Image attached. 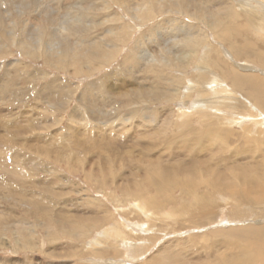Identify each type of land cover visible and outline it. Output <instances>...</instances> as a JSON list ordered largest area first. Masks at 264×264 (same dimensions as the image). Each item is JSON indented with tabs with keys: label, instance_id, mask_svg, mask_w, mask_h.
Segmentation results:
<instances>
[{
	"label": "rangeland",
	"instance_id": "374dc122",
	"mask_svg": "<svg viewBox=\"0 0 264 264\" xmlns=\"http://www.w3.org/2000/svg\"><path fill=\"white\" fill-rule=\"evenodd\" d=\"M242 2L245 1L0 0V136L19 138L16 140L17 145L5 146L6 155L7 159L14 158L17 154H21L22 158L20 163L4 168L5 172L0 171V185L6 184L8 191L12 190L13 193L24 189L36 196L44 194L43 200L39 199L43 201L42 205L34 204L31 207L24 203L22 196H19L22 197L19 199L18 196H9L7 190L4 193L0 192V219L3 218L0 225V264H151L150 259L160 256L159 252L163 247L178 241L181 243L176 248H184L178 252H184L189 256L208 257L213 264H217L215 257L222 251L218 244H214L216 238L211 233L213 230L229 231L230 227L237 229L252 224L255 228L264 229V202L252 201L244 205V202H239L230 195L213 194L211 190L202 188L197 193L202 194L206 191L210 200L217 205V212L211 220L201 222V218L199 220L196 216L188 215L195 206L191 204L199 203L200 199L187 196L182 193V189L176 188V191H168L157 196L160 201L170 197L165 204L166 212L171 213L169 219L167 221L157 219L149 223V219L163 218L164 215L160 214L158 217L150 213L143 215L136 207L139 204L138 200L134 198L138 193L146 195L154 191L148 190L144 181L148 174L146 172L154 169L156 163L160 170L169 176L162 178L165 184H170L168 180L170 178L182 180L185 174L183 168L180 170L179 167L172 168V164H178L176 159L179 156L176 159L167 158L175 151L182 154L189 152L191 155L198 152L201 146H205L209 149L205 163L222 169L228 175L224 177L225 179L233 180L232 182L241 186L244 183L241 181L242 175H246L248 179L256 172L260 175L264 173V155H261L264 152V126L258 128L252 120L245 121L248 116L244 111L248 104L253 102L252 96L249 95L251 89L246 85L238 86L234 80L238 75L243 77L257 74L260 68L264 71V37L257 35L260 33L256 27H248V21L241 14ZM211 10L218 11L223 17L222 27L218 30L202 23L197 16L200 13L211 14ZM235 13L238 15L233 16ZM189 33H194L192 39L197 44L189 48L192 49L190 53L194 56L191 58L188 56L185 63L180 60L182 49L179 44L189 36ZM100 49L108 51L110 55L106 58L100 56L101 53H98ZM83 52L92 56L89 58L79 54ZM59 58L63 60L60 61ZM137 58L140 59L138 69L134 67ZM214 61L217 63L214 68L220 70V74L227 75L229 85L240 99L241 118L237 115L238 103L235 111L232 110L233 117H228L225 112H220L221 116L214 115L211 118L201 117L196 113H189L188 117L181 116L180 107H189L190 112L196 106L194 103L196 96L193 97L195 94L189 96L187 93L189 86L198 81L199 67L214 65ZM247 62L248 66L245 65ZM183 66L186 67L181 68ZM52 81L64 87L65 98L61 97L54 101L48 98V91L46 92L43 87ZM1 87L6 88V92H2ZM178 87L179 94L170 96ZM109 88L118 102L112 103L107 109L109 112L115 110L116 114L108 113L105 117V114L95 115H98L96 118L100 116V119L110 122L106 123L105 126L109 127L102 132L112 133L121 140L125 139L123 141L124 144L127 143L126 146L116 148L117 146L100 145L104 148H99L98 143H95L88 153L82 147L70 151L65 149L66 144L70 142L67 141L68 137L64 138L63 135L68 128L76 124L73 119L71 120V114L75 108L81 107L79 93L83 89H90L91 95L95 92L100 96L104 95V89ZM66 89L74 91L70 101L68 100L70 92ZM144 90L154 92L155 102L149 106L158 120L163 114L165 116L172 114L173 121L168 134L170 141L163 143L156 141L158 133L155 136L152 134L156 121L154 124L147 122V126L142 124L138 126V123H142L143 107L136 113L127 109L128 107H122V104L128 103L130 99L128 96H133L135 91L139 93ZM41 91L45 96L42 95V99L38 97L39 92L42 94ZM87 100L88 98H84L82 103L85 104ZM117 107L123 109L116 111ZM78 114L81 115V112ZM122 117H127L126 121L129 123ZM223 117L240 123L233 125L224 123L222 120L226 119ZM96 118L94 120L88 115L86 120L92 128L93 137H96L95 134L97 130L99 131L96 128L101 127L98 126L100 119ZM10 120L16 124L13 122L12 125ZM54 120H57L56 125H51ZM209 122L216 124L212 125ZM5 123L7 127L4 126ZM17 123L22 128L17 126ZM184 124L188 130L186 136L189 137L194 133L206 132L209 128H216V131L220 132L223 130L222 126L228 125L231 126V133L219 144L208 138L205 142L204 140L198 142L199 144L192 142L188 148L183 142ZM15 125L20 130H26V133L17 135V128L13 129ZM8 126H12L10 128L14 132H11ZM162 126L157 125L156 130L163 131ZM86 129L88 130L89 126ZM141 132L145 135H139ZM177 134L180 135L176 136ZM223 135L225 136V133ZM148 142L149 145L146 144ZM153 143L159 147L154 148ZM39 145H45L42 148L45 151H37ZM46 150L52 151L51 153L64 151V155L69 159L59 158L58 154H55L58 159H55V156L43 155ZM158 153L162 154L161 159L174 161L169 167H166L167 162L165 166H161L160 162L153 159L159 157ZM25 157L31 164L30 169L22 167ZM190 158L191 156H186L187 161ZM199 161L197 158L198 167ZM234 161L237 162L236 166ZM243 165L248 166L246 171ZM52 167L58 169L56 174L50 173ZM14 170H21L17 171L20 178L16 177ZM21 172L27 174L25 179ZM204 177L205 175L198 176L197 179ZM236 177L240 180L237 181ZM54 179L58 183L52 187L50 181ZM138 183L142 185L141 189L137 192L131 191L130 196L122 190L121 185L132 187ZM44 186L49 194L44 192L45 190L42 191ZM53 188L58 191L56 194L50 190ZM22 190L20 192H24ZM37 206L40 207L34 208ZM64 211L70 219L75 216L74 221L84 227V235L83 232L80 233L82 237L79 236V240L58 233L57 219H61ZM175 211L178 213L177 218L173 215ZM96 218L98 221L94 224ZM117 222H122L126 226L128 237L139 243L138 252L132 255L130 248L117 244L118 246H115L119 248L117 254H111L110 250L103 247L102 257L95 255L93 249L96 246L92 241L98 238L100 232L113 228ZM43 223L52 226L54 230L44 229ZM92 224L93 229L89 227ZM149 225H155L153 226L155 229L151 227L146 231L144 228ZM243 239L247 240H244L245 245L251 244L247 237ZM261 243L260 241L259 244ZM63 246L65 249H62ZM222 249L227 250L225 246ZM209 252L215 253L214 256L210 257ZM194 258L198 262L190 264L202 262L201 259Z\"/></svg>",
	"mask_w": 264,
	"mask_h": 264
},
{
	"label": "bare ground",
	"instance_id": "6f19581e",
	"mask_svg": "<svg viewBox=\"0 0 264 264\" xmlns=\"http://www.w3.org/2000/svg\"><path fill=\"white\" fill-rule=\"evenodd\" d=\"M244 1L245 2H242L240 4L241 8L243 9V12L241 13L242 15H244L243 18H245L248 21V27L249 28H255L256 27L257 32L260 33L257 35L264 37V0H244ZM254 1H256V4H254ZM211 11H212L211 14L200 13L197 16L202 23H206V24L210 25L211 27H213L214 29L218 30V28L222 27L221 25L223 24V17L221 15V13H219L218 11H215V10H211ZM234 15H238V14L235 13V14H233V16ZM218 17H220V18H218ZM235 18L238 19V16H236ZM239 18H241V17H239ZM193 34L194 33H189V36H186L183 39V41H181V43L179 42L180 48L182 49V52L180 54V60L185 62V63H186V59H188V56L190 58L194 56L193 53H190V51L192 49H189L191 46H195L197 44V42L192 39ZM100 50L98 52V53H101L100 56H105L104 58H106L107 56L110 55V53L108 51H105L102 49H100ZM66 51H67V49H66ZM66 51H64V53H66ZM92 51H94V50H92ZM92 51H91V53H92ZM79 54L86 56V57H89V58H90V56H92V54L89 55V54H87V52H83V53H79ZM47 60H49V59H47ZM59 60L62 61L63 59L59 58ZM139 60L140 59L137 58V60H136L137 64L134 66V67H137V69H138L139 63H140ZM213 64L214 65L207 66L206 68L199 67V71L197 74L198 81L195 82L194 85L189 86V91L187 93L189 96L191 94H195V95H193V97L196 96V98L194 99L195 100L194 103L196 106L190 112H189V107H180L179 110L181 112L180 113L181 116L188 117L189 113L190 114L196 113L201 117L205 116L207 118V116H208L209 118H211L214 115L216 117L221 116L220 112H225V113H227L228 117H233L236 103H238L236 110H237V115H239V118H241V114H240L241 102H240V99H239L237 93H235V90L229 85V83H228L229 79L227 78V75L220 74L221 71L220 70L218 71V69L214 68V66H216V64H217L216 61H214ZM245 65L248 66L249 63L247 62ZM58 66H59V64H58ZM246 66H245V68H246ZM185 67L186 66H183L181 68H185ZM258 70L259 71L257 72V74L244 75L243 77H239V75H238V76L234 77V80L236 81V84L238 86L246 85V87H249L251 89L249 91V95L252 96L254 103L253 102L249 103L247 108L245 109V111H244L245 115L248 116L245 119V121L250 119L253 121L254 125H256L259 128L261 126H264V71L261 68ZM243 72H246V71H243ZM43 74H45V73H43ZM39 78H41V77H39ZM173 81H175V79H173ZM89 87L91 88V86H89ZM43 88H45L46 92L48 91L47 96L52 101H54L56 99L58 100L61 97H64L63 96L64 95L63 92L65 91L64 87L61 84L59 85V83L57 85L55 81L47 83ZM5 89L6 88H2V92H6ZM67 91H69V90H67ZM43 92H44V90H43ZM43 92H42V94L39 92V95H38V97H40L41 99H42V95L44 94ZM69 92H70V94H69L70 97H69V99L68 98L67 99L70 101V99L72 98V96L74 94V91L70 89ZM135 92H134L135 93L134 95L132 94L133 96H128V97H130L128 103L126 102V104H128V105L122 104V107H124V106L126 108L128 107L127 109H130V111H133L134 113H136L139 110V108L141 110L143 107L144 109L142 110V115H141L142 123H138V126H139V124L147 126L146 125L147 122L150 124H154L153 122L156 121L155 127H154V132H152V134H154V136H155V134L158 133V135L156 134L157 135L156 141L158 140L157 142L160 141L161 143H163V142L167 141L168 140V134L170 131L169 127L173 121L172 120V118H173L172 114H170V115L168 114L166 116H165V114H163V117H161L158 120L155 112L152 111L151 107L149 106V104L155 102L154 92H149L148 90H144L142 92L138 91L139 93H137V91H135ZM179 92H180V87L176 88L175 91H172L170 96L178 95ZM103 93H104V95L98 96V95H96L95 92H93V95H91L90 89H83L79 93V95H80L79 100L81 101V103H80L81 107L75 108L74 112H72V114H71V117H72L71 120L73 119V121L76 124H73L70 128H68L67 129L68 131L63 135L64 138L68 137L67 141L70 142V144H68V145L66 144L65 149L70 151L71 149H74V148L79 149L82 147L84 150H86V153H88L91 150V146L92 145L95 146L97 143H98L99 148L102 147L103 145L104 146L107 145L108 147H111V146L116 147L117 146L116 148H123L126 146L127 143L124 144L125 141H123L125 139L121 140L118 138L119 136L118 137L113 136L112 133H111L112 134L111 135V134H104L102 132V130H105L107 127H109L108 125H107V127L105 126L106 123L109 124L110 122L108 120H103L102 118L100 119L99 118L100 116L98 118L100 119L101 122L98 123L99 122L98 121L96 123H98V126H101V127L96 128V129H99V131L97 130L98 133L96 132V134H95L96 137H93L91 134L92 128H90V125L86 122L88 115H91V117L95 120V118L98 116V115L96 116L95 114H99V113L101 115L105 114L104 117L106 115H108V113L109 114H116V112H114L115 110H113V112L112 111L109 112L108 111L109 109H107L108 106H112V103L118 102L115 99V96L111 94L112 93L111 88L104 89ZM109 97H110V99H109ZM84 98L85 99L88 98V100L85 101V104L82 103L84 101ZM66 102H68V101L66 100ZM186 102H188V101L186 100ZM185 105H187V104L185 103ZM84 106L87 108L85 109ZM114 107H116V106H114ZM122 107H117L116 111L117 110L119 111ZM221 108H224V109H221ZM56 109L59 110L58 108H56ZM208 109L211 110V112H209ZM232 110H234V111H232ZM54 112H56V110H54ZM78 112L79 113L81 112V115H79ZM213 112H215V113H213ZM117 116H119V115H117ZM124 116H125V114H124ZM127 117H125V118L122 117V118L124 119L125 122L129 123L128 121H126V120H128ZM98 118H96V119H98ZM131 118H132V116H131ZM220 118L221 117H219V119ZM223 118L226 120H222V122L228 123L230 125H233V123H240V121L232 120L231 118H225V117H223ZM116 119H118V118H116ZM238 120H240V119H238ZM56 121L54 120L52 122V124L51 123L50 124L56 125ZM111 121H113V120H111ZM119 121H121V117H120ZM13 122L10 120V123L12 125H13ZM115 122H116V120H115ZM125 122H122V123H125ZM14 123L16 124V122H14ZM92 123H93V121H92ZM209 123L212 125L216 124V122H209ZM5 124L6 125H4V126L7 127V123H5ZM157 125H163L162 126L163 131L159 132L158 130H156ZM230 125L222 126L223 130H220V132L216 131V128H209V130H207L206 132L194 133L192 136L189 137V136H186L188 134L187 125L184 124L183 127H185V129H183V132H182V135L184 136V139H183L184 145H186L189 148L190 147L189 145L192 144V142H193V144L194 143L199 144L198 142L201 143L203 140L205 142L206 139L208 140V138H210L212 142H217L219 144L223 140H225L226 135L231 133V130H230L231 126ZM17 126H19L18 123H17ZM17 126L15 125V128H13V129H16ZM87 126H89L88 130L86 129ZM2 127H3V124H2ZM10 127H12V126H10ZM10 127L8 126V128H10ZM18 128H17L18 132H16L17 135H18V133H21V134L26 133V130L24 131V130H20ZM20 128H22V127H20ZM111 129H113V128H111ZM11 132H14V131L11 129ZM11 132H9V133H11ZM116 133H114V135H116ZM224 133H225V136L223 135ZM120 134H122V133H120ZM120 134H118V135H120ZM142 134H143L142 132L139 133V135H142ZM13 135H14V133H13ZM104 135H106V136H104ZM144 135H142V136H144ZM178 135H180V134H177L176 136H178ZM128 137H130V136H128ZM8 138L9 137H4V135L0 136V140H1L0 141V171L3 170V171H1L2 173L5 172L4 170L6 169V167H9V165L15 164V163L19 162L20 160H22V158L20 157L21 154H17V156L16 157L14 156V158H12V157L8 158L9 160L7 159L8 155H6L7 152H6L5 146H7L8 144H9L8 146H10V147H11V145H15V144L17 145L16 140L18 141V139H19V138H17V139H15V138H13V139L9 138L8 139ZM151 141L153 142V140H151ZM168 141H170V140H168ZM126 142H128V141H126ZM137 142L138 143L140 142V144L142 143V141H137ZM19 143H20V141H19ZM21 144H22V142H21ZM146 144L149 145L150 143L148 142ZM100 145H102V146H100ZM44 146L39 145L38 146L39 149H37V151H39V152L45 151V149H42V148H44ZM153 146H154V148L159 147L155 143H153ZM114 147H113V149H114ZM102 148H104V147H102ZM208 150L209 149L206 148L205 146H201V148L199 149L198 152H194L193 154L191 153V155L189 154V152L182 154L180 152L175 151V152H172V154L167 156V158L172 157L173 159H176V157L179 156L176 159L177 160L176 162L178 164H172V162L174 160L171 161L168 159L169 160V162H168V160L161 159L160 158V156H162V154L160 155L161 152L158 153V155H159V157L157 156L158 158H153V159L157 160V162H160L161 166H165V162H167L168 165L166 167H169L170 164H172L173 165L172 168L179 167L178 168L179 170L183 168L182 170L185 174H183L182 180L176 179V178L174 180V178H170V179H168V180H170V182H169L170 184H168V183L165 184L163 182L162 178L163 177H169V176L160 170L159 165H157V163H156L154 169H152L151 171L148 170V172H146L148 174H146V176H145L146 179L144 181V184L147 185L148 190L154 189V191L148 192V194H146V195H142L143 193H138L137 195H135L134 198H136L138 200V203H139L136 207L139 209V211L143 215L144 214L148 215L149 213L153 214L157 217L160 216V214L164 215L163 218H156V219L151 218V219H149L150 220L149 223H151L157 219H160V221H167V219H169V217L171 216V213L168 214L166 212L165 204L167 201H169L170 197L160 201L157 199V196L160 195L161 193H163L162 195H164L168 191L172 192L176 188L182 189V193L186 194L187 196H193L195 199H200L199 203L196 204V202H193L191 204V205L195 204V206L193 208L191 207L192 208L191 213L188 214V212H187V214L191 215V216H196V217H198V219L201 218L202 220L199 219L201 222L211 220L212 217L217 212L216 211L217 205H215V203L210 200V198H209L210 196L206 191L202 194L197 193L202 188H204L205 190H211L213 192V194L218 193L220 195L221 194L230 195V196L234 197L235 199H238L239 202H241V201L244 202V205L246 203L252 202V201H255V203L264 202V173L260 175L258 172H256V174L254 176H252V177L250 176L248 179L246 178V175H242L241 181L242 182L244 181V183H242L243 186H241L240 184L237 185L235 182H232L233 180L224 178V177H227L228 175L225 172H223L222 169H219L216 166L207 165L205 163V160L208 157L207 156ZM49 151L50 150H48V151L46 150V152L43 153V155L44 154L48 155V156L50 155L51 157L55 156V159H58V157L59 158L65 157L66 159H69V157H67V155H64V151H60V152L59 151L58 152L53 151V153H51L52 151L51 152H49ZM250 153H252V152H250ZM55 154H58L59 156L57 157ZM68 154H70V153H68ZM113 154H114V152H113ZM201 154H202V157H200ZM75 155L77 156L78 153ZM180 155H182V156H180ZM188 155L191 156L189 161L186 160V156H188ZM234 155L236 156L237 152L234 153ZM261 155L263 156L264 152L261 153ZM97 157H98V155H97ZM197 158H199V160H200L199 161L200 167L196 166ZM150 159H152V158H150ZM34 160H35V158H34ZM176 162H174V163H176ZM236 165H237V162H235V166ZM239 165H241V164H239ZM243 166H241V167H243L244 171H246L248 169L247 168L248 166L247 165L246 166L243 165ZM22 167H24V168L28 167L29 169L31 168V164H30L29 160L27 159V157L23 158ZM195 167H196V169H194ZM52 168H51L52 171L49 170L50 173L56 174V170H58V169L56 167H52ZM21 170H14L13 172L18 175L19 172H17V171H21ZM103 171H105V170L103 169ZM100 172H102V171H100ZM169 172L171 173V169L169 170ZM22 173L23 172H21V175L23 176V178L26 177L27 174H22ZM249 173H250V171H249ZM17 175H16V177L20 178V176L19 175L17 176ZM204 175H205L204 179H202V178L197 179L198 176L203 177ZM27 177H30V176H27ZM223 178L225 180H223ZM238 178L239 177H236L235 179L237 180ZM21 179H22V177H21ZM39 179L41 180V178H38V180ZM238 180H240V179H238ZM24 181H26V180H24ZM24 181H23V183H24ZM138 181H140V180H138ZM241 181H239V183ZM50 182H51L52 187H55L53 185L58 183V181H56L55 179H54V181H50ZM139 183L134 184L132 187H130L129 185L128 186H122L121 185V187H122V190L125 191L128 196H130L131 191L137 192L139 189H141L142 185H140ZM29 184H31V183H29ZM45 188L46 187L44 186L42 188V191L45 190L44 192L49 194V192L46 191ZM6 190L8 191V187L6 186V184H5V186L0 185V192L4 193V192H6ZM50 190L52 191L53 194H56L58 192L54 188L50 189ZM20 191L16 190L15 193H13L14 191L10 190V191H8L9 192L8 195L9 196H18V197L22 196V197H24V198L19 197V199L22 198L24 203H26V204L28 203L27 205H30L31 207H33L34 204H36V205L39 204L40 206L42 205L41 203L43 201H40L39 199L43 200V198H44L43 193H41V195H39V196H36V194H34L32 192L28 193L26 190L24 191V189L22 190L24 192H20ZM38 194H40V192ZM36 200H38V201H36ZM186 201H187V199H186ZM40 206H37L34 208H38ZM245 209L250 211V212L252 211V209H249V208H245ZM189 210H190V208H189ZM36 211L38 212L37 209H36ZM65 213L66 212L64 211L63 214L60 216L61 219H57V221H59V222H57V225L59 227L58 233L65 234L71 238L76 237V239L79 240L80 239L79 236H81L80 233L83 232L84 227L81 224L76 223L74 221L75 216L73 219H70V216L68 214H65ZM28 214H29V212H28ZM173 215H174V217H176V216L178 217V213L176 211L173 213ZM2 219H0V225L3 221ZM84 219H86V218H84ZM80 220H82V219H80ZM97 221H98V219L96 220V222H94V224L97 223ZM248 224H250V223H248ZM92 226H93V224L89 225V227L91 229H93ZM153 226H155V225H149L148 227H145L144 229L146 231H149V229L151 227H152V229H155V227H153ZM238 227H239V225H238ZM257 227H259V226H257ZM43 228L44 229L46 228L49 231L51 229H53L52 226H49L48 224H45V223H43ZM127 233H128V231L126 230V226L123 225L122 222L115 223L114 227L111 228L110 230H104V231L100 232L98 235V238H96L94 241H92L93 242L92 244H95V246H96L93 249L95 255L102 257L103 247H105L106 250H110L111 254H114V253L117 254L119 248H117V247L115 248V246H118V245H123L125 248H130L132 250L131 251L132 255L133 254L135 255L138 252L137 246L139 243L136 242V240H134V239H130L128 237L129 235ZM211 233L216 238V241L214 240V244H218L221 247L220 250L222 251V253H220V255L215 257L218 261L217 264H255L257 262L264 264V229H261L260 227L255 228L252 224L251 226H242L241 228H237V229H231V227H230L229 231L213 230ZM82 235H84V232L82 233ZM242 237L243 238L247 237L248 239H250L251 244L245 245V242H244L245 239H243ZM241 240H243L244 244H243V242H241ZM245 241H247V240H245ZM253 241L254 242L256 241V242L253 243ZM257 241H259V242L261 241L262 243L259 244V242H257ZM174 243L163 247L162 250H160V252H159L160 256H158L157 258H155V257L151 258L150 263L151 264H190V263H197L198 260L194 258V257H197V258L202 260V262L199 264H210V263L213 264L211 261V258L208 259V257H203V256L202 257H200V256H189V255L185 254L184 252L183 253L178 252V250L184 249V248H180V249L176 248V246H179V243H181V241L176 242L177 244L176 243L174 244ZM194 245L195 244H193V246ZM193 246H192V248H194ZM224 246L227 249L225 251L222 249ZM62 249H65V247L63 246ZM68 249H70V248H68ZM185 249H188V248H185ZM112 250H113V253H112ZM214 254L210 253V257H213ZM79 256H81V255H79ZM203 258H207V259L203 260Z\"/></svg>",
	"mask_w": 264,
	"mask_h": 264
}]
</instances>
